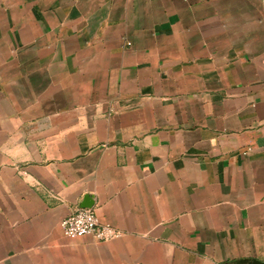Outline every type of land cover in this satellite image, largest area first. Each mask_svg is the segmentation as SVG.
I'll list each match as a JSON object with an SVG mask.
<instances>
[{
  "label": "crops",
  "instance_id": "crops-1",
  "mask_svg": "<svg viewBox=\"0 0 264 264\" xmlns=\"http://www.w3.org/2000/svg\"><path fill=\"white\" fill-rule=\"evenodd\" d=\"M79 209L123 236L62 235ZM264 262V0H0V264Z\"/></svg>",
  "mask_w": 264,
  "mask_h": 264
},
{
  "label": "built area",
  "instance_id": "built-area-1",
  "mask_svg": "<svg viewBox=\"0 0 264 264\" xmlns=\"http://www.w3.org/2000/svg\"><path fill=\"white\" fill-rule=\"evenodd\" d=\"M59 226L62 235L70 240L85 236L97 242H110L123 236L109 224L100 222L90 209L77 210L61 220Z\"/></svg>",
  "mask_w": 264,
  "mask_h": 264
},
{
  "label": "water",
  "instance_id": "water-1",
  "mask_svg": "<svg viewBox=\"0 0 264 264\" xmlns=\"http://www.w3.org/2000/svg\"><path fill=\"white\" fill-rule=\"evenodd\" d=\"M232 264H264V262H260L258 260H248V259H244V260L235 261Z\"/></svg>",
  "mask_w": 264,
  "mask_h": 264
}]
</instances>
